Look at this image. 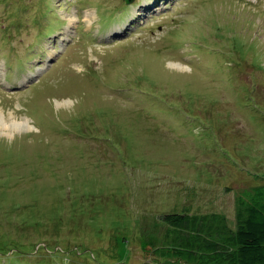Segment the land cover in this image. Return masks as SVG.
<instances>
[{
    "label": "rangeland",
    "instance_id": "374dc122",
    "mask_svg": "<svg viewBox=\"0 0 264 264\" xmlns=\"http://www.w3.org/2000/svg\"><path fill=\"white\" fill-rule=\"evenodd\" d=\"M260 186L264 0H0V264H165Z\"/></svg>",
    "mask_w": 264,
    "mask_h": 264
},
{
    "label": "trees",
    "instance_id": "16d2710c",
    "mask_svg": "<svg viewBox=\"0 0 264 264\" xmlns=\"http://www.w3.org/2000/svg\"><path fill=\"white\" fill-rule=\"evenodd\" d=\"M236 215L235 230L226 226L222 215L194 214L189 208L166 215L175 238L168 249L152 251L165 264H264V186L236 200ZM154 246L151 239L141 249L149 252Z\"/></svg>",
    "mask_w": 264,
    "mask_h": 264
},
{
    "label": "water",
    "instance_id": "95a60500",
    "mask_svg": "<svg viewBox=\"0 0 264 264\" xmlns=\"http://www.w3.org/2000/svg\"><path fill=\"white\" fill-rule=\"evenodd\" d=\"M127 4H132L133 0H125Z\"/></svg>",
    "mask_w": 264,
    "mask_h": 264
},
{
    "label": "bare ground",
    "instance_id": "6f19581e",
    "mask_svg": "<svg viewBox=\"0 0 264 264\" xmlns=\"http://www.w3.org/2000/svg\"><path fill=\"white\" fill-rule=\"evenodd\" d=\"M179 65H181V64H176V66H179ZM182 66V65H181ZM226 127V126H225ZM221 132V131H220Z\"/></svg>",
    "mask_w": 264,
    "mask_h": 264
},
{
    "label": "clouds",
    "instance_id": "9594fccd",
    "mask_svg": "<svg viewBox=\"0 0 264 264\" xmlns=\"http://www.w3.org/2000/svg\"><path fill=\"white\" fill-rule=\"evenodd\" d=\"M125 1V0H124ZM126 2V1H125ZM126 4H127V2H126ZM128 5H131V4H128ZM133 26V25H132ZM115 43V42H114ZM108 44H110V43H108Z\"/></svg>",
    "mask_w": 264,
    "mask_h": 264
}]
</instances>
